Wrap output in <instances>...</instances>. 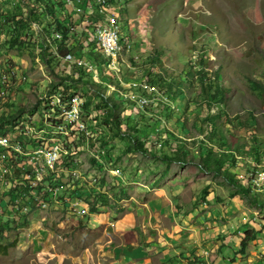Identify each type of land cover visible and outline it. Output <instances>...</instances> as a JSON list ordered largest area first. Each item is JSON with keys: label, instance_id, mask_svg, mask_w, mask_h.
I'll return each mask as SVG.
<instances>
[{"label": "rangeland", "instance_id": "374dc122", "mask_svg": "<svg viewBox=\"0 0 264 264\" xmlns=\"http://www.w3.org/2000/svg\"><path fill=\"white\" fill-rule=\"evenodd\" d=\"M24 1L0 0V21L3 16L16 13L27 15ZM113 1L120 9L123 19L121 25H131L129 40L132 46L124 54L126 63L121 66L124 77L128 79L129 74H144L147 78L160 74L168 79L182 80L191 63L199 80L196 75L186 79L187 97L194 103L188 112L196 108L199 110L191 118H185L182 115L183 106L173 107L170 103L173 109L166 118L161 115L167 105L165 102L157 104L158 107L152 103L144 112H139V105L131 102L122 112L123 133L112 126L105 127L99 120L97 138L90 143L83 140L80 152L72 153L73 158L79 161L84 179H59L63 191L59 200L62 203H51L34 211L31 209L32 212L27 214H24L22 205H18V208L13 206L17 201L10 204V209L0 204L4 207H0V244L17 243L7 255H0V264H122L120 261L126 256V245L130 249L132 243L143 244L145 239L139 234L141 220L138 216L134 230L124 235L115 232L114 224L132 212L133 205L137 206L138 200L143 199L140 197L142 191L150 193L160 186L176 192L183 209L199 210L206 202L205 209H216L223 213L222 222L230 229L231 233L227 235L232 238L244 239L246 231L254 229L252 235L256 234L257 238L250 243L247 258H241L242 263L264 264V188H254L252 182L254 175L264 172V158L257 164L241 157L243 151L237 152V163L229 168V173H233L231 178L233 175L238 176L236 179L241 186L233 184L228 178L230 176L223 173L217 175L215 172L201 171L200 164H197L201 159L195 158L197 163L188 164H169L163 160L166 141L177 138L176 133L181 136L183 132L188 134V138H198L188 139V149L197 150L200 147L198 143L205 136L202 135L199 121L202 118L199 115L208 111L212 115L226 111L236 125L241 124L232 128L240 141L231 136L230 142L244 144L253 141L254 135L264 142L262 92L251 84L257 81L264 83V0ZM79 18L80 15L75 13L76 25L79 24ZM35 25L38 26L31 25V31L40 32L39 26ZM4 27L5 32L0 29V40L5 37L10 39L9 28L7 25ZM3 43L0 42V72L5 66L13 67L20 79L14 80L9 91V104L0 113L12 108L20 111L23 107L31 112L40 111L36 108L41 100L40 95H45L48 90L49 94H54L57 90L54 84L58 83L70 86L69 94H79L86 101L93 100L95 104L98 101L96 89L99 84L108 83L110 79L104 76L101 83L89 80L95 86L74 83L66 80H78L79 77H74L73 67L66 64L58 72L57 61L48 65L42 59L47 54L44 49H37L30 55L27 52L34 50L32 48L27 52L17 49H4V52L1 50L6 47ZM83 44L87 47L82 52L98 57L99 48L96 44L92 41L89 44L87 39H84ZM43 64L47 66L42 69ZM99 65H104V62ZM54 70L58 77L54 75ZM200 72L207 77L206 83L217 81L220 76V81L224 80L223 83L227 85L228 100L227 104L220 107L221 110L217 107L210 110L205 107L202 110L196 104L204 101L199 85ZM46 77H50L51 81H47ZM111 91L119 92L113 87ZM135 91L139 97L145 96L139 90ZM148 99L161 101V96L155 94ZM162 100L165 101V97ZM188 100L184 104L182 102L185 109L190 102ZM92 115L95 120L97 113ZM177 120L183 124L178 126ZM29 125L33 124L30 122ZM228 130L225 129V132ZM54 132L51 128L49 133H33L50 138L54 137ZM12 134H15L13 128L10 130ZM120 134L123 138L119 137ZM132 136L139 143L148 144L149 154L129 152V138ZM166 149L168 154H173L171 146ZM261 156L264 157V152ZM70 162L66 161L67 164ZM7 182L8 179H0V203L11 200L9 189L5 186ZM92 184L94 187H91ZM239 187L250 190V195L245 190L241 192ZM77 198L88 206V213H70L69 204ZM86 198L90 203L84 202ZM93 204L98 205L97 211H92ZM238 248L233 252L235 260ZM129 263L124 261V264Z\"/></svg>", "mask_w": 264, "mask_h": 264}, {"label": "built area", "instance_id": "2783aa9c", "mask_svg": "<svg viewBox=\"0 0 264 264\" xmlns=\"http://www.w3.org/2000/svg\"><path fill=\"white\" fill-rule=\"evenodd\" d=\"M64 3L63 23L74 30L83 48L87 47L83 44L84 39H87L89 44L91 41L96 44L99 54L95 60L84 52L80 60L68 55L58 65V72L64 65L69 64L74 71L76 66L83 67L85 74L91 76L97 83H101L103 77L108 76L109 80L119 82L121 86L119 92L126 100L139 105V112H144L147 106L155 102L148 97L158 94L161 100L164 99L160 90L147 78L139 82H129L124 77L121 66L126 63L124 54L128 53L132 43L124 31V26L121 25L123 19L120 9L113 4V0H64ZM75 13L80 15L78 25L75 24ZM58 38L60 39L61 36L58 35ZM55 55L60 57L57 52ZM102 62L104 65H99ZM45 65L47 66V64L42 65V69ZM15 79H20L15 68L5 66L0 72V112L9 104V91ZM46 80L51 81L50 77H46ZM131 90L142 91L140 93L145 96L139 97ZM57 91L59 94H55ZM55 92L49 94L48 90L45 95H41L42 108H46L47 112L43 115L37 110L24 112L13 121L12 125H6V134L0 136V179H8L5 185L7 189L14 179H23L20 182L15 180L14 185H22L26 188L21 196H12L8 191L11 200L5 202L4 206L10 209L12 208L10 204L17 201L13 206L18 208V205H22L24 214L30 211L31 202L37 203V207L62 203L59 200L63 192L59 179H84L79 161L73 158L72 153L81 150L83 140L90 143L98 136L99 122L93 119L92 113L84 110L85 98L76 93L73 95L65 93L62 88ZM162 101L167 102L166 99ZM18 113L19 111L12 108L0 113V117L10 119L18 116ZM30 122L32 126L29 125ZM12 128L15 134L10 135ZM51 128L56 133L54 137L46 138L47 136H36L33 133L34 131L37 135L42 131L49 133ZM67 160L71 161V164H67ZM18 170L20 178L16 177ZM252 182L264 188V172L254 175ZM91 187L94 185L92 184ZM82 201L80 198L73 200L69 204L70 213L80 215L88 213V206L82 204Z\"/></svg>", "mask_w": 264, "mask_h": 264}, {"label": "trees", "instance_id": "16d2710c", "mask_svg": "<svg viewBox=\"0 0 264 264\" xmlns=\"http://www.w3.org/2000/svg\"><path fill=\"white\" fill-rule=\"evenodd\" d=\"M24 9L27 10L26 13H19V14H13L11 16H3V19L0 21V29L1 31L4 30V26L7 25L9 28V35L10 39L8 37H5L3 41L4 45L6 47H2L1 50L4 51V49H17L19 52H27L28 49L32 48L34 50H31L27 52V54L35 53V50L37 49H44L45 52H47L46 55L42 56V59L48 64L52 65L57 61L58 65L61 64L63 58H65L68 55H73L74 57H77L76 59L80 60L83 58L84 54L82 52V45H80V38L75 35V32L73 29L67 27L63 23V16L65 13V3L64 0H25L24 1ZM16 24V26H15ZM37 24L39 26L38 30L40 32L31 31V25ZM130 23L125 26L124 23V31L126 35L130 36ZM37 30V31H38ZM129 30V31H128ZM5 32V30H4ZM7 34V35H8ZM58 35L61 36V38H58ZM25 38V40H24ZM33 51V52H32ZM5 52V51H4ZM55 52L59 54L60 57H57L55 55ZM49 54V55H48ZM94 60V55H90ZM50 58V59H49ZM47 59H49L47 61ZM202 62V61H201ZM13 68V67H12ZM193 65L190 63L189 70L186 71V76L183 77L182 80H176L174 78L168 79L165 75H149L147 77L148 81L156 86L160 92L163 94L167 102H165L166 105L161 112V115L165 116L169 114L173 107L183 106L184 111L182 115L185 117H192L193 114H196V111L199 110L196 108L195 110H192L191 113L188 112V109L194 105L192 101L188 100L187 97V90L186 88V79H190L191 75H196L199 80V75H197L195 71H193ZM85 70L83 67H75V78L79 76L78 80L74 79H66L71 80L74 83H86V84H92L89 83L92 80L91 76H88L85 74ZM57 73L54 70V75ZM200 83L201 86V95L202 98H204L203 102H197L202 108V110L207 107L209 110L213 107H217L219 110L221 106H224L227 104V94L229 92V89L226 88V84H224V80L221 79L220 76H218L217 81H212L211 83H206L205 80L207 77L200 72ZM58 77V76H57ZM73 78V77H72ZM146 78L144 74H129L128 81H143ZM88 79V80H85ZM63 80V79H61ZM214 80H216L214 78ZM254 82H251L253 87L255 89H258L262 93L263 101H264V83L261 84L258 81L253 84ZM56 89L62 88L64 89L65 93H69L70 86H65L62 83L54 84ZM95 86V85H94ZM114 86L118 90L121 89V86L119 82L109 80L108 83H101L99 84V88H97V96L98 101H95L97 103L94 104L93 100H88L85 102L83 108L84 110L93 113L96 112L97 116L95 117V120L99 122V120H102L103 125L105 127L112 126L117 131L122 132V112L125 110V107H128L131 104V101L126 100L124 96L120 94V92H112L111 87ZM107 88V89H106ZM110 89V90H109ZM110 92V93H109ZM132 93H137L134 90H131ZM142 92V91H140ZM10 93V92H9ZM41 98V95L40 97ZM188 100L190 101L185 109L184 102ZM162 100L158 101L156 100L154 102V105L157 106V104H162ZM183 102V104H182ZM172 104L173 107H171ZM155 106V107H156ZM169 106V107H168ZM154 107V106H153ZM158 107V106H157ZM37 109H40L41 115H43L45 112H47L46 108H42L41 100L36 107ZM169 109V110H167ZM26 107H23L19 113L18 116H15L13 118H5L0 117V136L5 135V127L6 125H12L13 121L17 119L21 114H23L25 111H27ZM180 111V110H179ZM185 117V118H186ZM230 116L225 111L224 113H218L216 115H212L211 111H208L207 113H202V115H199V118H202V120H199L201 122V128H202V135L205 136L204 139L198 144H200L199 148L197 150L194 149H188V139H195L198 140V138H188V134H183L179 136L177 134V138H173L172 141H166L165 145V151H164V158L163 160L167 163H178V164H188V163H197L195 158L201 159L200 167L201 171L203 172H215L218 174H225V176L228 177L231 182L237 186H241L238 183L237 175H233L234 177L231 178V174L229 173V168L232 166H235L237 163L236 154L237 152L243 151L242 156L245 160L251 159L253 162L261 163L262 157L261 153L264 152V142L261 141V139L257 138L256 135H254L253 141H247L244 144L237 142H230L229 138H236L240 141L239 135L236 133L234 134V131H232V128L238 127L241 124L234 123V119H230ZM167 118V117H166ZM169 121H171V118H168ZM190 120V119H189ZM197 121V123L199 122ZM177 125L183 124V122L177 120ZM185 122V121H184ZM100 123V122H99ZM196 123V124H197ZM207 126L206 128L204 126ZM14 126V125H13ZM225 129H229L225 132ZM138 133V132H136ZM233 133V135H232ZM190 136V135H189ZM232 136V137H231ZM121 138H123V135L120 134ZM131 142V147L129 148V152H140L143 154H149L148 153V144L147 143H139L136 141V137H130L129 138ZM171 146L172 147V153L168 154L169 152L166 147ZM171 155V156H169ZM236 156V157H235ZM190 157V158H188ZM250 170V169H248ZM261 173V172H260ZM259 172L256 175L260 174ZM255 175V176H256ZM16 177L20 178V172L19 170L16 171ZM18 180V182L22 181L23 179H14ZM12 181L7 187L10 191V194L13 196H21L22 193L26 190L25 186L22 185H14L15 182ZM254 184V183H253ZM254 188H256V185H253ZM42 189V187H40ZM241 192H243L245 189L244 187H239ZM94 193V190H92ZM250 190H245V193H248L250 195ZM91 195V192L90 194ZM85 201L87 203H90L88 199L86 198ZM32 203V211L36 210L37 203ZM96 204H93L92 211H97ZM6 208V206H4ZM262 207L264 208V203H262ZM30 209L29 212H32ZM1 220V218H0ZM254 229H251V231H246L245 238L242 240L237 255H246L247 250L249 248V245L251 242H254L256 240V234L254 232ZM255 235V236H254ZM16 241L8 244V245H2L0 244V255H7L10 251V249L15 248Z\"/></svg>", "mask_w": 264, "mask_h": 264}, {"label": "crops", "instance_id": "0c3cea01", "mask_svg": "<svg viewBox=\"0 0 264 264\" xmlns=\"http://www.w3.org/2000/svg\"><path fill=\"white\" fill-rule=\"evenodd\" d=\"M142 192L143 199L132 212L114 224L115 232L124 235L134 230L138 216L139 234L145 239L143 244L132 243L130 249L126 245L122 264H243L241 258H247L248 251L234 259L243 239L227 235L231 232L222 222L223 213L205 209L206 202L199 210L183 209L176 192L162 186Z\"/></svg>", "mask_w": 264, "mask_h": 264}]
</instances>
